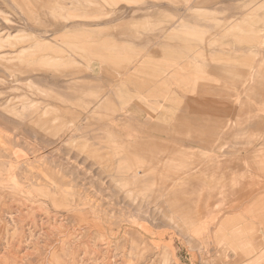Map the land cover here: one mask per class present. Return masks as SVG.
<instances>
[{
  "label": "rangeland",
  "instance_id": "374dc122",
  "mask_svg": "<svg viewBox=\"0 0 264 264\" xmlns=\"http://www.w3.org/2000/svg\"><path fill=\"white\" fill-rule=\"evenodd\" d=\"M197 13L256 54H200L189 36L239 49ZM253 93L264 119V0H0V264H264V133L225 141L189 105L233 96L246 128Z\"/></svg>",
  "mask_w": 264,
  "mask_h": 264
},
{
  "label": "crops",
  "instance_id": "0c3cea01",
  "mask_svg": "<svg viewBox=\"0 0 264 264\" xmlns=\"http://www.w3.org/2000/svg\"><path fill=\"white\" fill-rule=\"evenodd\" d=\"M207 1V0H206ZM208 1H213V0H208ZM171 6L169 4H162V5H158V6ZM157 6V7H158ZM92 7V6H91ZM156 8V7H154ZM191 5L189 4V9H191ZM76 9V7H75ZM199 13L197 14H193V15H189V25L192 24H197V25H206L209 28H215L217 32L222 33L225 37H229L231 38L232 44L234 45L235 48L239 49L236 51H232V52H226V51H216L214 48L216 46H218L220 43L215 42L214 39L204 37V36H199L198 34L196 35H192L189 36V44L191 47H195L196 45L194 44V42H202L204 49L199 52L197 51V49H191L189 50V53H200L203 55H211L212 57H216V59L221 58V59H225V60H229V61H238L240 60L242 63H239L237 66H239V68H242L245 63H247L250 60V56L253 54H256L255 51L251 52V49H249V52H242V24H236L237 21L231 22L229 25H231L230 27H234L237 30L235 31H231V30H225V29H220L217 25H213L212 20L207 17V15L205 13ZM90 18V17H89ZM78 22H80L79 24H85V22H87L88 20L85 19H78L76 20ZM71 23V21L69 22ZM67 23V24H69ZM89 23V22H87ZM187 23H179L176 19V21L174 22L173 26L179 27V26H184ZM234 25V26H233ZM73 27H79V26H73ZM222 43V41H221ZM249 44V43H248ZM250 44H256V43H252L250 42ZM249 44V45H250ZM224 45V44H223ZM220 45V46H223ZM237 52H242L243 54L237 55ZM104 60L106 62H111L113 59L112 58H104ZM222 60L221 62L218 64V67L213 66L212 68L215 70H221L224 68V63ZM255 67V66H254ZM254 69V68H253ZM244 72H242L241 70H239V72L237 73V75L239 77H243L245 79L248 78L249 81V86H253L255 84V75L251 74V75H247V74H243ZM235 75V76H237ZM237 76V77H238ZM28 82V81H27ZM238 84V83H237ZM210 90V89H209ZM208 89H199L197 90V94L201 93V94H209L213 91H209ZM230 97L233 96H229V95H225L222 94L220 101H216V100H209V99H205V98H199V99H191L189 102V105L191 107V109H193L194 111L200 112V111H210L212 113H217L219 114V116H223V117H230V119L228 118L227 120L225 119L224 121H222L221 123L223 124V131L220 132L219 136L220 138H222L223 140H228L231 136H237L240 132H247L250 135L254 134V135H258L260 133H264V119L262 117H260L261 115L257 114L256 112H260L261 108H260V103L261 101H258V97L256 96V93L252 94V100L255 101L253 105L252 103H243V108L241 110V113H239L240 115H244V118L246 119V121H244L243 123H245V125L247 126L246 128H244L241 124V122L239 120H237V124H235V122L233 121V116L236 115L237 110L235 109V107L232 105V100ZM239 110V112H240ZM121 119H123L124 121L127 120V118H135L137 120L140 119V117L138 115H135L132 112L129 111H124L120 114ZM138 116V117H137ZM137 117V118H136ZM239 118V117H238ZM242 126V127H241ZM216 136L218 134H215ZM214 137V136H213ZM255 137V136H253ZM252 138V137H251ZM236 150H225V154H232V153H236ZM231 166H235V163H229L228 161H222L220 163V167L222 169V171H225L224 169L231 167ZM134 181L137 179V176L135 175L134 177ZM165 188V187H164ZM233 191H236L237 189L239 190V192H242L241 190L245 189L242 185L237 184L235 187L231 188ZM182 195V192L180 189H166L163 190V197H167L168 196V203L174 207L176 210L178 209V207H181V211L185 212V210H187V206L188 204L185 203H181V205L179 206V202L181 201L180 197ZM264 201V194L262 195H258L255 200H254V205H259V203H262ZM170 221L176 222L175 226H170L172 228L175 229H183L184 231H186V225L187 222L184 218H174L172 217V219H169ZM197 236L202 237V234H198ZM193 237V235H192ZM192 240V239H190Z\"/></svg>",
  "mask_w": 264,
  "mask_h": 264
},
{
  "label": "bare ground",
  "instance_id": "6f19581e",
  "mask_svg": "<svg viewBox=\"0 0 264 264\" xmlns=\"http://www.w3.org/2000/svg\"><path fill=\"white\" fill-rule=\"evenodd\" d=\"M19 235H20V234H19ZM2 236H3V235H2ZM4 236H5V235H4ZM8 236H9V235H8ZM5 237H6V236H5ZM5 237H4V238H5ZM31 237H32V236H31ZM22 239H23V238H22ZM32 242H33V241H32ZM34 245H35V244H34ZM38 255H39V254H38ZM50 257H51V256H50ZM51 258H52V257H51ZM58 263H60V262H58Z\"/></svg>",
  "mask_w": 264,
  "mask_h": 264
}]
</instances>
